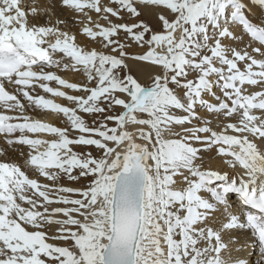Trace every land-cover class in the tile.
<instances>
[{
	"label": "snow or ice",
	"instance_id": "obj_1",
	"mask_svg": "<svg viewBox=\"0 0 264 264\" xmlns=\"http://www.w3.org/2000/svg\"><path fill=\"white\" fill-rule=\"evenodd\" d=\"M59 6L83 14V34L103 50L78 45L64 21L37 23L38 5L0 0V155L27 146L26 165L51 182L0 162V264H247L230 246L250 230L264 249V0ZM29 109L62 114L78 135ZM80 113L95 117L91 125ZM213 150L231 172L205 167L201 153ZM65 177L87 184L64 186Z\"/></svg>",
	"mask_w": 264,
	"mask_h": 264
},
{
	"label": "bare ground",
	"instance_id": "obj_2",
	"mask_svg": "<svg viewBox=\"0 0 264 264\" xmlns=\"http://www.w3.org/2000/svg\"><path fill=\"white\" fill-rule=\"evenodd\" d=\"M102 3L104 4H109V0H102ZM25 5L31 6H39L42 11L40 13L41 19L39 21H36L39 24H45L49 23L51 26H57L58 21H64L63 24H59V27L61 28L62 31H67L70 35H75L76 37V43L80 46H83L86 50L90 49H96V50H103L102 45L98 42H93L90 38H88L85 34H83V26L84 24L87 23L86 18L83 16V14H78L75 13L74 11H70L66 8H61L59 6V0H24ZM52 5H55V7H51ZM114 6V5H112ZM49 9V12H44L43 9ZM87 11V10H86ZM89 15L92 17L93 21H96L98 19L97 14L95 12L89 11ZM144 18L148 20L149 22L155 23L156 25L159 26V22L157 20V15L154 10H145L144 13ZM259 12H254L253 17H258ZM115 20V18H113ZM98 22L100 23H105L102 19L99 20ZM115 22H122L119 20H115ZM177 36H179V33H177ZM123 35H120V38L123 39ZM53 41L55 37H52ZM247 37H245V40L247 41ZM107 51V50H105ZM131 51L139 53L144 51L143 49L139 48H133ZM51 71H56L58 75H60L62 78L68 80L69 82H76V83H85L86 82V77L82 73H78L72 70H57V69H49ZM132 70L134 74L137 75V77L141 80L142 83H147L148 82V73L146 70L141 69L137 67L136 65L132 66ZM52 87H60L57 85L55 82H51ZM66 92H69V94H74V95H83V93H77V92H72L71 90L68 89H61ZM251 90H256V89H251ZM37 93L41 95H45L46 98H50L55 100V102L60 103L62 105L68 106V107H74V105L65 100L64 98L61 97H52L51 94L44 93L41 89L37 88L36 89ZM218 92V90H217ZM215 102V101H213ZM26 106H27V102ZM31 118L33 119H40L43 122L52 124L54 126L58 127H68L69 131H72L70 129L69 124L66 121V118L63 117L62 114H56L52 112H45L41 110H32L29 109L27 113ZM85 119L86 116L84 114L80 113ZM207 113H202L201 116L206 118V119H212V127L219 131L220 129L216 127V120L212 115L206 116ZM93 117V116H92ZM197 124L202 123L196 122ZM75 134V133H74ZM32 135V134H29ZM39 138L42 139H47L51 140L54 139V136H51L49 134H39ZM0 149H8V146L4 142V138L0 136ZM23 152L25 155H20V152ZM29 149L27 146H16L11 148L6 152L5 155H0V162H3L6 158L10 162H15L19 164L23 170L27 172V174L30 177L41 179L42 183H51L47 180H43L42 178L38 177V175L32 171V169L26 165L25 159H26V154L28 153ZM202 156H204L205 159V167H211L212 169L215 170H221L223 171H229L231 172V169L227 168L226 165L222 162L221 158L216 156L215 151H210V152H202ZM52 207H55L53 205ZM55 229V228H54ZM250 230L248 231H243L240 233H237V237L239 239L238 243H234L230 247H233L235 250L232 252V255L234 258L238 257L240 259H245L247 261V264H264V260L261 259V257H256L255 255L249 256L250 251L248 249L251 246H255V241L251 239L250 237ZM242 245H246L245 247H241ZM251 259H250V258Z\"/></svg>",
	"mask_w": 264,
	"mask_h": 264
},
{
	"label": "rangeland",
	"instance_id": "obj_3",
	"mask_svg": "<svg viewBox=\"0 0 264 264\" xmlns=\"http://www.w3.org/2000/svg\"><path fill=\"white\" fill-rule=\"evenodd\" d=\"M26 6H29V5H26ZM126 19H128V17L126 16L125 17ZM142 19H145L144 18V16H142ZM146 20V19H145ZM150 25H152V26H154V27H158V25H156L155 23H152V22H149L148 20H146ZM120 35H123L124 36V34L121 32V34ZM120 111V109L119 108H117L116 109V112H119ZM198 111L200 112V114H202V113H207L206 112V110L203 108V107H200L199 109H198ZM83 114V113H82ZM209 114L207 113L206 114V116H208ZM84 116H86V121L91 125V123H92V121L95 119V117L93 116L92 117V115H86V114H84ZM75 133V134H74ZM69 134H70V136L71 137H75V136H77L78 135V133L77 132H75V131H69ZM74 148H75V150L76 151H83L84 149H82L81 147H75L74 146ZM89 150H91L92 152H93V155H99V153L94 149V148H91V149H89ZM60 183L61 184H63L64 186H71V187H75V188H83V187H85L86 186V184H87V181L86 180H84V179H81L79 182H73V181H69L66 177L65 178H63L61 181H60ZM73 198H80L79 196H74ZM56 206H63V205H55V207ZM53 230H55V229H53ZM51 243H54V244H58V245H62V244H64V242H58V241H50ZM70 243L71 242H69V245H70Z\"/></svg>",
	"mask_w": 264,
	"mask_h": 264
}]
</instances>
